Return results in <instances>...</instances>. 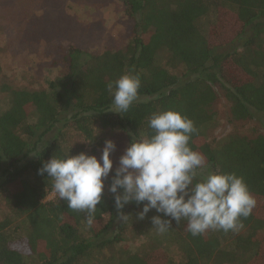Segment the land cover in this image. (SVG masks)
I'll use <instances>...</instances> for the list:
<instances>
[{
  "label": "trees",
  "instance_id": "1",
  "mask_svg": "<svg viewBox=\"0 0 264 264\" xmlns=\"http://www.w3.org/2000/svg\"><path fill=\"white\" fill-rule=\"evenodd\" d=\"M118 1L130 25L124 48L68 47L60 77L46 90H11L10 104L0 113V188L13 214L0 220V264H96L98 254L115 247L116 264H171L167 249L157 244L136 252L121 245L130 215L142 204H126L120 211L127 218L120 219L108 190L115 171L104 182L91 226L85 212L70 209L58 194L45 200L52 180L38 172L43 162L68 151L96 154L107 131L116 130L128 143L149 135L150 114L164 109L194 122L189 144L205 157L206 171L236 173L256 200L238 231L193 236L182 220L180 264H264V134L249 138L234 132L215 146L205 136L215 119L217 89L228 105V120L264 113V0ZM211 16L204 33L199 21ZM231 29L225 43L231 49L216 52L219 45L210 36ZM164 53L169 66L181 67L180 75L161 62ZM126 73L138 75L141 83L136 101L121 115L108 111L112 96L106 84ZM74 137L90 149L70 144Z\"/></svg>",
  "mask_w": 264,
  "mask_h": 264
},
{
  "label": "clouds",
  "instance_id": "2",
  "mask_svg": "<svg viewBox=\"0 0 264 264\" xmlns=\"http://www.w3.org/2000/svg\"><path fill=\"white\" fill-rule=\"evenodd\" d=\"M140 83L139 76L131 73L109 81L106 88L112 96V107L108 111L126 113L137 99ZM148 128L151 134L131 139L111 177L108 190L114 194L120 219L128 215L120 210L135 201L142 204L139 219L152 209L166 217L150 218L159 234L167 233L173 220L176 224L186 221L187 231L193 236L208 230L238 231L242 227L240 218H247L256 205L243 178L234 172L206 171L205 157L189 144L197 131L194 122L180 111L151 113ZM115 147L113 140L106 139L99 159L83 151L75 155L68 151L62 157L52 156L38 169L51 178L60 200L70 209L87 214L89 226L113 169L110 153Z\"/></svg>",
  "mask_w": 264,
  "mask_h": 264
},
{
  "label": "rangeland",
  "instance_id": "3",
  "mask_svg": "<svg viewBox=\"0 0 264 264\" xmlns=\"http://www.w3.org/2000/svg\"><path fill=\"white\" fill-rule=\"evenodd\" d=\"M211 19L212 16L199 21L202 32H207ZM234 30L216 38L210 36V42L219 45L216 52L231 49V45L225 43ZM129 36V20L118 0H0V113L10 104L11 90H46L50 80L60 77L63 72V54L68 47L92 52L118 50L126 46ZM162 58L161 62L170 72L181 74V67L166 63L167 54L164 53ZM211 109L215 119L205 133L210 146H215L234 132L249 138L264 134V113L242 121L228 120V105L220 89H217V99ZM106 139L113 140L116 145L110 153L112 171H115L128 142L116 130L107 131L104 142ZM74 142L90 149L81 138H71L70 144ZM103 145L94 154L98 159ZM56 195L52 190L45 200H52ZM141 209L130 215L121 245L136 252L145 245L157 244L167 249L171 264H180V224L173 220L169 231L159 234L152 227L150 218L153 215L166 217L152 209L144 219H139L137 214ZM5 217H13V214L5 204L4 192L0 188V220ZM118 252L117 247L110 252L103 250L97 255L96 264H116L114 256Z\"/></svg>",
  "mask_w": 264,
  "mask_h": 264
}]
</instances>
